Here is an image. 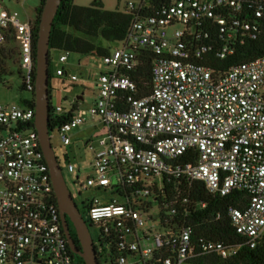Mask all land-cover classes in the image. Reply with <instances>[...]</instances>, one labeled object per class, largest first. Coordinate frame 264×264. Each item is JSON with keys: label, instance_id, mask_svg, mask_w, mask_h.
I'll return each mask as SVG.
<instances>
[{"label": "built area", "instance_id": "obj_1", "mask_svg": "<svg viewBox=\"0 0 264 264\" xmlns=\"http://www.w3.org/2000/svg\"><path fill=\"white\" fill-rule=\"evenodd\" d=\"M125 8L135 16L123 46L101 57L93 102L87 108L51 102V140L57 135L71 145L70 133L88 120L105 132L97 146L93 137L86 140L93 158L84 181L81 165L57 155L74 199L79 185L82 214L99 228L100 264H208L194 259L237 254L239 246L222 241L195 243L192 226L176 220L177 195L167 186L183 175L214 194L246 191L248 202L228 214L255 247L264 238V55L228 68L207 58L226 59L260 37L264 0H127ZM34 21L0 3V46L13 42L30 93ZM145 52L155 54L149 93L131 75ZM68 53L58 57L59 77L68 75ZM68 77L78 81L74 73ZM34 119L35 107L0 102V264H83L66 238Z\"/></svg>", "mask_w": 264, "mask_h": 264}, {"label": "trees", "instance_id": "obj_2", "mask_svg": "<svg viewBox=\"0 0 264 264\" xmlns=\"http://www.w3.org/2000/svg\"><path fill=\"white\" fill-rule=\"evenodd\" d=\"M45 0H40L36 8L35 36H37L38 24ZM134 13L125 10H107L102 1L97 0L88 6H81L74 0H63L54 20L50 39L51 52L78 53L81 55H108L111 46L103 44L106 42H122L125 40ZM36 53V42L34 43ZM17 49L13 42L0 46V83L8 75V63L18 62ZM264 55V19L263 32L257 39H247L237 47L236 53L226 59H219L213 55L207 58L209 64L214 67L228 68L238 63L252 60ZM155 54L145 52L141 64L131 72L142 93H149L152 89V65ZM52 63H50V78ZM18 75L20 71L18 69ZM35 79V71L33 74ZM25 90L24 84L20 87ZM51 89V86H50ZM51 95V92H50ZM26 106L35 107V93L32 91L28 97L22 98ZM52 109V103H51ZM58 119L66 121L68 116ZM55 120L50 113V127H54ZM189 152L182 157L187 159ZM196 156V155H195ZM169 193L177 195L176 206L180 214L176 220L186 222L192 226L191 238L195 243L201 240L222 241L227 245L239 246L237 254L229 258H221L217 255H201L194 262H206L208 264H264V238L257 242L255 247L247 243V239L236 231L232 224L228 209L230 206L243 207L249 200V194L243 190H235L227 195L214 194L208 191L204 183L195 180L191 183L186 176L178 179L171 178ZM186 203L183 202L186 199ZM57 200V199H56ZM205 204V206H203ZM188 210L187 216H182V207ZM84 218L89 222L85 214ZM111 248V243H110ZM85 264V263H83Z\"/></svg>", "mask_w": 264, "mask_h": 264}, {"label": "rangeland", "instance_id": "obj_3", "mask_svg": "<svg viewBox=\"0 0 264 264\" xmlns=\"http://www.w3.org/2000/svg\"><path fill=\"white\" fill-rule=\"evenodd\" d=\"M97 0H74V2L81 6H88ZM103 2L105 9L107 10H125L127 5V0H100ZM0 3L5 4L6 6L17 10L23 18L35 19L36 17V8L40 4V0H0ZM103 44L111 46L112 49L116 47H122L120 42H106L103 41ZM61 52H53L51 71L54 74L50 78V84L56 86L62 90L64 93V100L62 106L68 108L73 103L75 96L84 93L83 100L80 101V105L87 108L91 102L95 99L97 95V77L101 72L99 68V63L102 61L101 56L99 55H81L78 53H68V62L64 67L68 69L70 73L78 75V81L71 82L68 78L62 79L56 75V67L60 65L58 61V56ZM9 73L4 77L2 83H0V102L3 103H18L22 104V98L28 97L30 95L29 91L22 90L21 84L22 80L18 75V65L13 64L12 61L8 63ZM96 124L97 128H93ZM93 126V127H92ZM92 129L96 131L94 136H92ZM72 144L69 146H63L61 140L57 135L52 138V144L55 149L56 154L62 160L64 153H67L70 160L75 164L81 165L82 174L80 181H84L87 170L86 168L90 166V163L93 158L92 151L88 150L86 147V140L93 137L94 145L97 146V141L102 137L105 132L102 125L99 122L88 120L83 125L74 129L71 133ZM63 168L64 175L67 179L70 178L65 163L61 164ZM75 200L79 207L82 205L81 198L79 194V185H74L72 187ZM90 194L88 191L83 192V196ZM160 210L159 206H155V209L152 210V213L155 215ZM151 214V213H150ZM149 214H144V219L148 224H154V220H148ZM89 228L93 238L98 242L99 239V228L91 225L88 222ZM187 264V263H186Z\"/></svg>", "mask_w": 264, "mask_h": 264}, {"label": "water", "instance_id": "obj_4", "mask_svg": "<svg viewBox=\"0 0 264 264\" xmlns=\"http://www.w3.org/2000/svg\"><path fill=\"white\" fill-rule=\"evenodd\" d=\"M63 0H45L36 36L35 119L40 144L49 166L63 229L72 252L85 264H100L94 238L72 191L51 140L50 39L54 20ZM80 176L78 173L77 178ZM75 235H74V233ZM76 237V238H75Z\"/></svg>", "mask_w": 264, "mask_h": 264}, {"label": "crops", "instance_id": "obj_5", "mask_svg": "<svg viewBox=\"0 0 264 264\" xmlns=\"http://www.w3.org/2000/svg\"><path fill=\"white\" fill-rule=\"evenodd\" d=\"M111 50H112V48H111ZM53 52L55 53V52H59V51L54 50V51L51 52V63H53L52 60L54 59V57L52 56V53ZM65 69H66V67H65ZM66 71L68 72V75H65L64 77H61L62 79H65V78H68L69 79L68 76H69L70 72L68 71V69H66ZM53 75L54 74L52 73V76ZM50 86H51V89H50V92H51V102L54 103V104H58V103H61L62 104V102L64 100V93L62 92V90L60 88H58L56 86H52L51 84H50ZM83 98H84V93L83 94H79V95L75 96V99L73 100V102H75L76 105H78L80 107H83V106L80 105V101L83 100ZM93 126H92L93 128H97L96 124H94ZM91 133H92V136H94V134L96 133V131H94V129H92V132Z\"/></svg>", "mask_w": 264, "mask_h": 264}, {"label": "flooded vegetation", "instance_id": "obj_6", "mask_svg": "<svg viewBox=\"0 0 264 264\" xmlns=\"http://www.w3.org/2000/svg\"><path fill=\"white\" fill-rule=\"evenodd\" d=\"M74 233V232H73ZM74 235H75V233H74ZM76 238V237H75Z\"/></svg>", "mask_w": 264, "mask_h": 264}]
</instances>
